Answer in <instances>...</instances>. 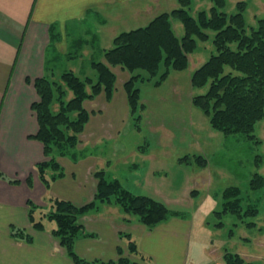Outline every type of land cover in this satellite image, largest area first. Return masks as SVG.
<instances>
[{"label": "crops", "instance_id": "obj_1", "mask_svg": "<svg viewBox=\"0 0 264 264\" xmlns=\"http://www.w3.org/2000/svg\"><path fill=\"white\" fill-rule=\"evenodd\" d=\"M244 1L249 9L264 11V0H253L251 5ZM204 6H208L205 1ZM175 8L177 0H0V170L5 178L20 180L19 185H11L0 179V264H73L48 231L33 230L25 203L36 204L51 196L82 206L93 200L96 171L118 180L130 193L155 199L169 209L196 193L191 192L192 184L212 181L207 160L202 168L179 163L185 156L207 157L210 142L216 139L201 112L194 119L191 75L195 68L190 64L183 71H170L158 86L146 80L137 84L144 107L138 129L130 124L123 88L130 74L111 67L115 75L111 98L100 93L83 103L89 113L79 135L83 139L69 155L57 158L64 176L45 187L33 170L35 163L46 160L42 144L31 139L38 129L31 109L39 100L33 82L56 77V61L62 56L70 62L59 75L67 70L84 74L82 64L74 66L77 59H87V67L92 59L103 61V51L116 35L144 27ZM28 176L30 187L24 183ZM178 182L185 186L179 193L174 189ZM177 212L149 229L117 206L101 204L79 217L94 237L78 240L75 251L88 261L117 260L119 248L122 257L138 264H190L195 214ZM11 224L32 234L33 242L12 239ZM123 234L135 240L145 261L129 255ZM192 246L204 256L199 264H224V251L214 241L201 249L197 242Z\"/></svg>", "mask_w": 264, "mask_h": 264}, {"label": "trees", "instance_id": "obj_2", "mask_svg": "<svg viewBox=\"0 0 264 264\" xmlns=\"http://www.w3.org/2000/svg\"><path fill=\"white\" fill-rule=\"evenodd\" d=\"M208 1L211 4L208 10L201 9L193 16L190 13L193 1L177 0L178 8L158 14L144 27L116 35L111 47L103 51V61L90 62L94 78L80 77L67 70L57 77L44 76L33 82L39 100L31 104V109L35 114L38 130L31 138L42 144L46 158L34 168L45 187L64 176V170L56 158L69 155L71 148L79 142V135L89 119L83 103L100 93L107 99L111 98L115 84L111 67L119 66L130 74L123 88L130 115L138 129L144 107L140 103L137 84L146 80L158 86L170 71L185 70L189 55L196 49L197 41L208 38L205 30L215 33V52L191 75L194 89L207 87L203 94L192 97V105L208 119L212 129L226 135L245 134L252 138L255 123L264 116V18L257 19L256 27L248 29V34L249 27L243 15L245 1L237 3V10L232 15L222 11L226 0ZM174 19L179 20L182 25L181 37H177L172 29L171 22ZM233 43L237 44L236 49L231 48ZM161 64H164L165 70L159 74ZM227 68L229 69L226 70ZM179 163L202 168L206 166V159L203 156H185ZM94 177L97 184L93 200L82 206L50 197L49 214H43L36 220V207L29 204L28 219L31 227L36 231H43V217L54 222L52 235L59 240L60 246L73 264H138L122 257L119 248L117 253L120 257L117 260L88 261L80 257L75 251V243L86 237H94V234L85 230L79 223V217L97 209L101 204H111L117 206L123 214L135 216L138 222L150 229L169 217L178 215V212L150 197L130 193L118 180L107 179L102 170L96 171ZM0 179H4L1 172ZM9 182L18 184L17 180ZM27 184L30 185V179H27ZM263 187L264 177L253 174L249 189L253 191ZM222 197L223 208L216 215L229 213L241 218L258 213L254 206L243 209L239 187L224 189ZM216 225L221 227L223 224L219 222ZM10 237L29 244L33 242V238L24 229L14 226H10ZM122 237L127 240L129 255L145 261L135 240L129 234H123ZM223 262L256 264L229 251H224Z\"/></svg>", "mask_w": 264, "mask_h": 264}, {"label": "rangeland", "instance_id": "obj_3", "mask_svg": "<svg viewBox=\"0 0 264 264\" xmlns=\"http://www.w3.org/2000/svg\"><path fill=\"white\" fill-rule=\"evenodd\" d=\"M204 1L208 5L206 9L204 6ZM240 1L244 0H226V4L222 11L227 13V15L235 14L237 10V3ZM248 2L251 5L253 0H248ZM209 5L211 4L208 0H193L190 13L191 15L195 16L201 9L208 10L210 7ZM243 15L247 26L249 27L247 28L248 30L256 27L257 19L264 18V11H254L253 8L249 9L246 3ZM171 24L175 35L177 37H181L183 35V28L180 21L174 19L172 20ZM205 31L208 33V38L204 41L198 40L195 51L189 55L188 66L190 64V66L195 68V70L205 63L210 55L214 54L215 52L213 47V36L215 33L211 30ZM248 31L247 33L250 34V31ZM230 46L231 48L236 49L235 47H237V44L233 43ZM92 60L96 61V59ZM87 61V59H77L76 62H74V66L78 68L79 65L82 64L81 71H83L84 74H78L80 77L89 76L94 78V71L89 68L90 66L87 67ZM69 62L70 59L66 60V58L63 56L60 57V59L56 61V70L54 71V75H56V77L59 76V71H63V68L67 66ZM228 69L229 68L226 70ZM164 70V64H161L159 67V74ZM165 89L168 88L166 87ZM206 89L207 87L202 89H194L195 95L203 94ZM193 111L194 119V114H197L198 117H200L201 111L196 108ZM206 120L208 130H210V132H214L215 135L213 136L216 138L215 140L212 139V142H210L209 151L207 150L208 156L205 157L211 168L209 174L213 175L212 181L210 183L200 182V184L196 185L190 183V185L192 184L191 192H196L194 194L195 196L192 195V197L188 196L189 199L179 200L175 206L170 208L171 210L173 209L175 211L176 209L177 211L180 210L181 213L186 216L188 214L191 216V213L195 214L189 262L190 264L203 262L202 258L204 256L197 253V251H200L198 248L194 249L192 246L194 243L197 242L199 248L201 249L206 246L207 241H214L215 247L220 245L223 251L237 253L245 260L254 262L256 264H264V187L253 191L249 189V181L253 174H259L264 177V116L255 123L253 133H251L252 138L245 134L226 135L219 130L212 129L208 124L207 118ZM130 124L133 126V118L130 120ZM31 139L35 140L33 138ZM82 139L83 138L81 137L79 138L80 141H82ZM36 164L38 163H35L33 167H35ZM33 170L37 176L35 168H33ZM182 173L185 175V172ZM189 173L191 174V172ZM183 177L185 178V176ZM27 179H30V177L28 176ZM27 179H25V182L23 181L25 184L27 183ZM2 180L11 185L20 184V180L16 178H5L4 176V179ZM11 180H17L18 184H12L9 182ZM197 183H199V181ZM26 185L30 187L31 180L30 185ZM184 187V185L181 187V184L178 182L174 189L177 193H179V191L181 192ZM228 187H239L241 189V205L243 209L254 206L258 209V213L255 216L244 215L241 218L229 213L216 215V213L221 212L223 208L224 199L222 197V192ZM50 197L51 196L44 197V199L37 202L36 204L30 200L26 201L25 209L27 210V220L29 224L30 222L28 219V212L30 206H35L37 208L36 209L34 207V213L35 219L38 220L40 216H43V214H49ZM41 220L44 225V230L48 231L51 238H54V243L60 246L59 240L52 235V230L55 226L54 222L44 217ZM219 222L223 224L221 227L216 225ZM247 223H253L254 225L248 226ZM10 226L23 229V227H19L14 224H11ZM230 231L232 233H230ZM27 234L32 237V234ZM215 247H213V249ZM63 251L65 252L64 249ZM65 255H67L66 252ZM137 260H139L140 263L142 262L140 259ZM206 261L204 262L206 263Z\"/></svg>", "mask_w": 264, "mask_h": 264}]
</instances>
